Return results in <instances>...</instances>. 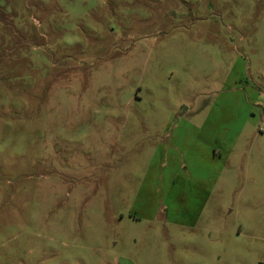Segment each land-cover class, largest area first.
<instances>
[{
  "label": "rangeland",
  "instance_id": "1",
  "mask_svg": "<svg viewBox=\"0 0 264 264\" xmlns=\"http://www.w3.org/2000/svg\"><path fill=\"white\" fill-rule=\"evenodd\" d=\"M0 264H264V0H0Z\"/></svg>",
  "mask_w": 264,
  "mask_h": 264
}]
</instances>
